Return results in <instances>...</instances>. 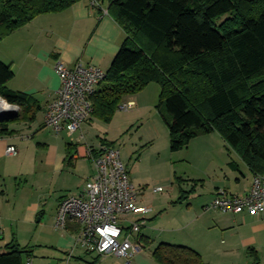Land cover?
<instances>
[{"label": "trees", "instance_id": "trees-1", "mask_svg": "<svg viewBox=\"0 0 264 264\" xmlns=\"http://www.w3.org/2000/svg\"><path fill=\"white\" fill-rule=\"evenodd\" d=\"M77 1L0 0V40L36 17L65 11ZM108 3L109 15L125 37L91 96V115L110 121L129 96L156 82L171 151L216 132L253 174H264V0ZM14 76L12 64L0 60V96L18 107L15 118L0 120V136L15 131L10 128L13 121H34L43 108L33 95L7 86ZM100 144L112 147L106 140ZM90 151L99 153L97 148ZM66 154L71 160L69 147ZM192 191L180 188V199ZM31 252L32 247L13 236L0 245V264H22ZM152 255L160 264H208L196 250L180 244L160 242Z\"/></svg>", "mask_w": 264, "mask_h": 264}, {"label": "crops", "instance_id": "crops-1", "mask_svg": "<svg viewBox=\"0 0 264 264\" xmlns=\"http://www.w3.org/2000/svg\"><path fill=\"white\" fill-rule=\"evenodd\" d=\"M92 1L79 0L65 11L40 15L10 34V36L21 34L23 31L25 36L23 46L20 48L19 43L15 44V56L11 55L8 58L15 72V76L9 82V88L29 93L39 102L44 100L47 105L61 83L54 69L57 61H63L68 67H73L76 62L81 61L98 66L104 71L108 70L125 33L109 15L108 0H97L99 4L95 5ZM2 56L4 57V52ZM138 94L131 95L126 100L136 102V106ZM40 122L42 125L39 128H36L34 123L24 121L11 123L10 128L15 131L10 135L0 136V180L9 177L13 184L17 185L20 176L27 175L23 143L26 138L29 140V137L43 131L40 130L41 127L47 129L44 115ZM36 131L37 133L33 134ZM215 133L200 135L193 141L206 158L202 163L204 174L197 177L189 176L186 180H189L193 188L191 193L200 194L206 202L202 205V213L191 219L188 224L191 226L195 221L202 219L199 221L202 234L188 235L183 245L196 250L208 264H264V209L256 213L248 211L223 213L210 207V202L219 188L231 194L246 193L250 189L253 176L239 156L229 152L225 141L221 137V141L214 137ZM56 137L59 138V135ZM69 143H71L68 144L69 149L72 151L69 164L72 168L66 166L68 158L66 151H61L59 144L49 139L42 138L38 142L37 148L40 146L41 150H44L39 166L35 164L36 156L29 159L28 166L34 163L38 171L36 185L40 186L39 183L48 173L57 175L60 172L63 178V189L67 190V193L57 200L54 214L51 216L48 217L46 211V216H43L41 200H30L25 209L18 214L21 205L18 201L23 194L22 186L18 185L15 190L11 187L15 196L13 202L9 197L10 189L7 184L3 186L0 181V245H4L15 235L19 237L25 231L32 234L31 238L27 244L20 242L32 247V252L22 264H27L29 259L31 264H158L143 253L145 238L149 239L143 232H140L142 249L125 258L114 254L98 255L88 252L76 242L75 235L78 229L61 231L55 228L59 203L65 196L75 194L70 191H79L84 186L94 170L87 153L91 148L99 146L78 140ZM9 145L16 147V155L6 153ZM223 147L227 155H224ZM217 155L219 158H215ZM231 161L234 163L230 164ZM79 164L88 165L89 170L85 176L80 177L76 172V166ZM66 169L70 170L65 172ZM70 179L74 182L70 183ZM28 180L26 177V181ZM195 180L200 183L197 182L195 185ZM46 217L49 220H46ZM72 226L73 223L69 227ZM29 228L31 229L28 231Z\"/></svg>", "mask_w": 264, "mask_h": 264}, {"label": "rangeland", "instance_id": "rangeland-1", "mask_svg": "<svg viewBox=\"0 0 264 264\" xmlns=\"http://www.w3.org/2000/svg\"><path fill=\"white\" fill-rule=\"evenodd\" d=\"M24 36L25 33L21 31V34L8 35L0 40V60L3 59V62L10 64L11 60H8V58L11 55L15 56L16 53L14 45L19 43L21 48L24 44ZM3 52L4 57L2 56ZM138 93L139 96H136L138 104L136 106L134 104L127 110H121L118 106L110 121H103L90 114L88 120L82 124L81 129L72 136H68L66 131H62L58 133L59 138H57V133L50 127L45 126L47 129L41 127L40 130L43 131L29 137V140L27 138L24 140L23 150L25 151V165L28 167L26 168L27 175H21L16 182L17 185H14L9 177L0 180L3 186L7 184L10 189L9 197H11V200L13 199V202L15 196H13L11 189L15 190L18 185L22 186L23 194L20 201H18L21 204L18 214L23 208L25 209L30 200H41V208L44 210L43 216L45 217L47 214L49 217V215L54 214L57 200L67 193V190L63 189V178L60 176V172L57 175L48 173L47 177L39 183L40 186L36 185V178H38L36 172L38 171L35 168L36 165L39 166L40 160L44 156V150H41L40 146L37 148L38 142L42 138L49 139L51 142L56 141L61 151H67L68 143L71 141L78 140L100 144L101 141L106 140L111 142L112 147L120 151L121 160L126 165L131 183L138 192V203L151 208V211L146 214L145 225L141 226V232L149 237V240L145 241L143 245V253L148 259H154L152 250L161 241L167 240L172 244L183 245L188 235L202 234L199 229V221L202 219L195 221L191 226L188 224L191 219L202 213V205L205 204L206 199L197 193H190L188 197L180 199V188L185 191L192 188L191 183L188 182L189 180H186L187 177L203 176L204 174L202 163L206 158L203 157V151L198 148L199 146H196L193 142L200 135L192 139V145L190 143L188 147L179 151H171L169 129L163 117L165 111L162 107H158L159 84L152 82ZM43 101H40L43 107L42 110L37 113L34 121L29 122L34 123L36 128L42 125L40 120L46 111L45 106L47 105ZM13 107L18 111L17 106L13 105ZM36 133L37 131L33 134ZM214 137H218L221 141V136L217 133L214 134ZM219 148L220 143L218 144V150ZM223 151L224 155H227L224 147ZM33 156L37 157L36 165L32 163V166H28L29 159ZM215 158H219V156L217 155ZM70 161H66V166L72 168V165L69 164ZM218 162H220V159ZM76 169V172L82 177L87 174L89 167L87 164L85 166L79 164ZM69 170L66 169L65 172ZM26 177H28V181H26ZM69 182H74V180L70 179ZM199 185H197L198 189ZM70 192L76 193L78 191ZM46 220H49V218ZM14 228H16V225ZM8 231L7 229V234ZM31 235V233L24 231L19 237L16 235L14 237L22 246H26L23 244H27ZM155 262L157 261L155 260Z\"/></svg>", "mask_w": 264, "mask_h": 264}, {"label": "built area", "instance_id": "built-area-1", "mask_svg": "<svg viewBox=\"0 0 264 264\" xmlns=\"http://www.w3.org/2000/svg\"><path fill=\"white\" fill-rule=\"evenodd\" d=\"M92 3L97 4L95 0ZM54 69L61 83L47 103L44 124L57 134L66 131L72 136L88 120L92 111L91 96L106 71L81 61L68 67L60 60ZM134 104V101H124L119 109L127 110ZM97 149L98 155L90 150L87 153L94 170L84 186L59 203L55 228L66 231L73 223L78 227L76 242L86 251L129 258L142 249L141 226L145 225L151 208L138 203V192L131 183L120 151L101 144ZM6 153L16 155L17 149L9 145ZM210 207L223 213L262 211L264 174H253L250 189L243 194H231L219 188ZM27 264H31L30 259Z\"/></svg>", "mask_w": 264, "mask_h": 264}, {"label": "water", "instance_id": "water-1", "mask_svg": "<svg viewBox=\"0 0 264 264\" xmlns=\"http://www.w3.org/2000/svg\"><path fill=\"white\" fill-rule=\"evenodd\" d=\"M0 98H1L2 100L6 101V100L3 99L1 96H0ZM6 102H7V101H6ZM7 104H8L9 106H11L12 108H11L10 110L4 112V113H1V114H0V120H2V119H6V120H8V119H13V118H15V117L17 116V114H18L17 109H15V108L13 107V105H11V104L8 103V102H7Z\"/></svg>", "mask_w": 264, "mask_h": 264}, {"label": "bare ground", "instance_id": "bare-ground-1", "mask_svg": "<svg viewBox=\"0 0 264 264\" xmlns=\"http://www.w3.org/2000/svg\"><path fill=\"white\" fill-rule=\"evenodd\" d=\"M10 109H11V107L7 104V102L0 98V114L4 113Z\"/></svg>", "mask_w": 264, "mask_h": 264}]
</instances>
